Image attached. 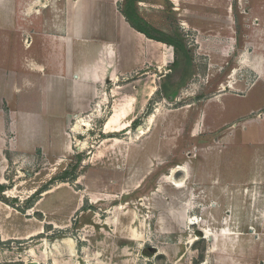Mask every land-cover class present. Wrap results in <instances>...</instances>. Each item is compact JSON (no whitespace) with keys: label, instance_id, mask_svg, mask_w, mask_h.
Returning a JSON list of instances; mask_svg holds the SVG:
<instances>
[{"label":"rangeland","instance_id":"rangeland-1","mask_svg":"<svg viewBox=\"0 0 264 264\" xmlns=\"http://www.w3.org/2000/svg\"><path fill=\"white\" fill-rule=\"evenodd\" d=\"M114 4L120 13L124 0L88 6ZM135 7L152 35L183 48L149 44L136 69L116 46L122 75L91 102L97 113L40 107L50 96L34 71L49 92L44 73L58 65L28 52L61 61L64 47L39 26L0 32V264H264V0ZM94 36L71 30L67 50H93Z\"/></svg>","mask_w":264,"mask_h":264},{"label":"crops","instance_id":"crops-1","mask_svg":"<svg viewBox=\"0 0 264 264\" xmlns=\"http://www.w3.org/2000/svg\"><path fill=\"white\" fill-rule=\"evenodd\" d=\"M31 1L32 4L35 5L32 8L34 13L32 12L31 7H24L22 8V10L20 9L16 11V0H0V32L7 33L19 29L28 30L27 27L31 25H33V27L36 29L37 26H39L42 30L50 33L49 36L51 35V37H55L56 41L54 42V44L56 45V48H58V46H60L61 48L64 47L65 56L61 61H59L58 57L50 55V60L48 62H43L40 60L43 53L38 52L37 54L36 51L33 54L31 50L30 53L28 52V54H30L29 59H32V62L40 68L55 63H57L58 65V67L56 66L55 69H53L52 73H44V75H52V82L50 86L51 91L48 87L49 92L47 91V87H45V89L42 88L41 83L43 77L40 71H34V74L40 76L39 95L42 98L43 95L52 97H49L47 101H40V107H52L60 112H81L83 110H89L96 113L99 112L102 109V105H92L91 102L96 96H100L103 100L104 96L106 95V92L102 90L104 83L107 80L113 81L116 78H119L120 75H122V73H119V75L116 73V71L119 70V72L123 71V68L119 67L123 64V62L120 63L116 58V46L120 49V56L124 55L126 58V62L130 63V66L139 69L143 67L142 62H140L142 57L139 55V50L141 51L144 49L145 57H147L148 51L151 50L149 44H165L163 42L150 39L143 33L131 27L130 24L126 21L123 14L121 12H118L116 4H114L115 6L113 7V9L107 12L103 8L100 9V7L98 8V10L93 9L92 7L89 8L88 4L91 0H83L82 7L77 9H74L73 7L68 5L69 0H50V2H47L45 4L40 3L39 5L38 2L40 0ZM97 1L99 2V0ZM23 4H25V2H23ZM84 4L87 6L85 7V10L83 9ZM59 5L61 6L59 7ZM91 14H96L99 18L97 19L96 24H89V16ZM27 16L37 18L38 22H35L36 19L32 21L31 17L27 18ZM121 17L124 20H122ZM73 21H76V25H73ZM84 24L86 25V27H84ZM78 28L81 31H85L86 29L87 31L91 30L92 32H94V41L92 40V43L89 45V47L91 46L93 50H83L79 53L78 56H73L72 48L70 51L71 53H69V51L67 50L68 43L67 41H65V39L67 40V33L71 32V30L73 29ZM105 31H107L108 34L112 33L114 36L113 39H117L116 45L113 40L104 41ZM58 32H64L66 33V35L57 36ZM49 42L51 44L52 40H50ZM2 45L5 44L2 43ZM79 46L84 47V44L79 43ZM41 47H43V49L46 48V44L44 43L43 45H41ZM19 48L21 52L24 50L23 47ZM33 48L35 47L33 46ZM21 52H19V54H22ZM43 52H45V50ZM133 52H136V55H134ZM35 53L38 56V59ZM86 55H88L90 58H93V60H91V62L88 61L84 63L83 60ZM77 60L78 62L79 60L81 62L75 63L77 62ZM240 62L243 63L246 61L242 60ZM1 65H4L3 61ZM75 67L77 68L75 69ZM102 68L103 74H101ZM3 69L4 67L0 66V75H10L9 72L5 73ZM226 87H228V84L226 85ZM113 115L117 116L118 118L117 113H113L112 116ZM105 124L102 131L105 130ZM112 125L113 123H110V128ZM141 128H138V131ZM109 131H111V129Z\"/></svg>","mask_w":264,"mask_h":264},{"label":"trees","instance_id":"trees-1","mask_svg":"<svg viewBox=\"0 0 264 264\" xmlns=\"http://www.w3.org/2000/svg\"><path fill=\"white\" fill-rule=\"evenodd\" d=\"M137 0H124V7L120 10L123 16L125 17L126 21L130 24L131 27H133L135 30L143 33L146 37L150 39H154L160 42H163L167 45H171L175 48V50H178L179 48L182 49L183 45L178 43L177 39L174 38H162V37H156L150 33V31L146 28L145 25H147L143 20L140 19L136 12V5ZM3 185L0 184V190L3 191ZM11 264V263H9Z\"/></svg>","mask_w":264,"mask_h":264},{"label":"bare ground","instance_id":"bare-ground-1","mask_svg":"<svg viewBox=\"0 0 264 264\" xmlns=\"http://www.w3.org/2000/svg\"><path fill=\"white\" fill-rule=\"evenodd\" d=\"M243 61H244V60H243ZM245 63H246V62H245ZM154 116H155L154 113L151 114V115H149L148 122H151V121L153 120ZM76 125H77V124H76ZM76 125H75V126H76ZM139 128H140V127H139ZM144 131H145V130L141 128V129L139 130V133L141 134V133H143ZM181 168H182V167L179 166V170H181ZM210 236H211V235H210Z\"/></svg>","mask_w":264,"mask_h":264},{"label":"water","instance_id":"water-1","mask_svg":"<svg viewBox=\"0 0 264 264\" xmlns=\"http://www.w3.org/2000/svg\"><path fill=\"white\" fill-rule=\"evenodd\" d=\"M225 88H226V87H225ZM139 127L141 128V126H139ZM139 127H138V128H139ZM29 264H36V263H35V262H31V263H29Z\"/></svg>","mask_w":264,"mask_h":264}]
</instances>
